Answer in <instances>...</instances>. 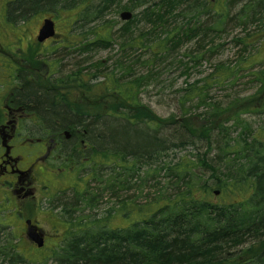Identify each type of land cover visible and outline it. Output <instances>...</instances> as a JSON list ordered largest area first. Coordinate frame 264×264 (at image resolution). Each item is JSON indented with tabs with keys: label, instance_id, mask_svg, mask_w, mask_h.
<instances>
[{
	"label": "trees",
	"instance_id": "16d2710c",
	"mask_svg": "<svg viewBox=\"0 0 264 264\" xmlns=\"http://www.w3.org/2000/svg\"><path fill=\"white\" fill-rule=\"evenodd\" d=\"M6 4L8 20L13 24L21 21L25 25L46 11L75 13L76 18L69 22L71 27L97 22L87 32L91 38L83 42L85 52L111 47L116 41L123 53L131 50L151 53L145 61H134V67L138 63L152 65L168 48L195 39L197 45L213 42L211 52L215 48L213 39L235 26L243 29V36L234 37V42L245 51L264 42V0H128L126 3L124 0H8ZM114 9L117 13H133L132 20L123 22L116 40L113 34L117 25L106 19ZM179 17L187 24L168 31L158 42L151 44L147 40L159 29L169 28ZM142 22L149 31L135 36L134 29ZM253 26L257 31H251ZM67 35L63 34V45L71 43ZM62 50L72 51L73 46ZM29 59V63L41 62L36 57ZM195 59L199 61L203 57L196 55ZM246 61L254 67L263 65L264 57L257 59L254 55ZM131 69L134 68L130 62L120 59L110 73L100 72L104 80L99 84L105 86L98 105L105 106L109 101L112 104L106 108L115 109L114 113L100 116H95V111L100 109L96 105L100 96L96 95L98 84L94 83L100 77L89 67H78L75 72L59 76L54 81V92L49 91V86L48 91L34 87L23 91V100L46 122L56 121L62 127L80 120L78 116L73 118L66 108H75L73 103L83 95L86 99L93 96L89 99L91 103L86 104L91 113H84L86 139L92 144L89 152L92 157L101 147L102 173L100 177L92 174L93 178L85 181L87 209H95L109 193L118 197L119 191L135 188L134 180L141 173L145 181L160 178L164 171L168 184L176 191L172 197L160 195L142 206L119 202L117 212L122 219H128L127 227L114 229L111 219L115 215L93 222L87 219L84 232L79 231L81 223L75 225V234H71L59 251L55 250L57 264H264V127L253 130L242 118L246 113L264 116V69L254 74L258 84L255 95L230 104L229 110L237 111L231 122L242 128L236 138L225 133L224 125L212 128L210 123V127L202 125L193 129L187 120L180 123L175 118H158L140 99L149 76L134 75ZM223 69L233 77L230 69ZM217 79L228 80L225 72ZM207 91L205 87L189 85L186 98L189 102L195 99L205 102ZM243 100L246 105L238 104ZM252 101H257L259 106L255 108ZM214 116L217 117L215 111ZM217 130L219 135L215 139ZM199 138L207 143L205 153L178 162L165 161L171 151L198 144ZM152 163L157 165L155 171L143 172ZM198 168L207 169L210 177L202 179ZM89 179L101 188L91 189ZM4 229L6 232L9 227ZM4 241L0 245V258L8 264L30 262L18 250L12 229L5 233Z\"/></svg>",
	"mask_w": 264,
	"mask_h": 264
},
{
	"label": "rangeland",
	"instance_id": "374dc122",
	"mask_svg": "<svg viewBox=\"0 0 264 264\" xmlns=\"http://www.w3.org/2000/svg\"><path fill=\"white\" fill-rule=\"evenodd\" d=\"M7 1L8 0H0V61H2L1 58H3V54L5 53L4 49L10 50L7 55L14 60L13 52L18 47L21 49L24 47L23 45L26 43L27 39H31L32 31L36 32L37 29L41 28L44 18L51 17L54 19L57 31L62 37L63 34L66 33V28L71 27L69 25L70 19L73 17L76 18V14L73 12L58 11L53 13L46 11L39 14V16L37 15L38 17L36 19L30 20L25 25H23L21 21H18L17 24H13L7 17L8 14L5 9ZM127 1L128 0H124V3ZM106 19L117 25L114 28L113 34L114 40H116L120 36L118 30L123 24L120 19V12L117 13L114 9L107 14ZM96 24L97 22H92L84 25L82 22L81 26H75L74 35H67L70 39H73V42L65 44L64 46L63 43H61V47L60 45L56 47L52 46L47 49L49 53L45 51L44 59L46 62H44V60L38 62L45 65V67H42L43 70L37 73V76H39V89L46 87V85L53 88L54 81L57 80L59 76H66L68 73L75 72L78 67H89L92 70L95 66L94 69L96 70H92V73H96V75L100 77L101 71L104 74L110 73L114 69L116 62L122 59L124 62L131 63L134 68L131 69V72L134 71V75L149 76L150 81L142 90L140 99L158 118L163 120L175 118L179 120L180 123H185L187 120L193 129H198V127L202 125L210 127V123L212 128H218L224 125L225 133L230 137L236 138L240 136L242 128L231 122V119L235 117L237 111L233 108L229 110V107L233 101L242 98H250L257 92L258 84L255 82L254 74L264 69V64L260 65L259 63L254 67H250L246 60L253 58L254 55L257 59H262L264 57V42L260 41L250 47L248 51H245L244 48L238 46L234 42V37L239 36V34L243 36V29L235 26L221 37L213 39L215 41V48L211 52L210 50L213 48V42L205 41L202 45H197V39H195L192 42L180 43L179 45L172 46L170 49L168 48L166 54L160 56L157 61H152V65L146 66L143 63H138L134 67L132 64L134 61L137 59H139V61H145L150 58L151 53L139 50H131L127 53H123L119 49V42L116 41H114L111 47L101 48L90 53H86L84 50L85 47L81 45L80 52L76 44H80L83 40L85 41L88 39V37L91 38L87 32L94 28ZM185 24H187V22L179 17L170 23L169 28L159 29L153 36H148L147 40L151 41V44H153V42H158L168 31ZM255 27L256 26H253L251 31H257ZM148 31L149 28L144 22L139 23L134 29L135 36H141ZM78 33H80V36ZM14 43H21L22 45ZM68 45L76 47H74L72 51L62 50L63 47H67ZM196 55H201L203 59L197 61L195 59ZM223 68L230 69L233 77L230 78L229 73ZM223 72H225V76L228 80L225 82L218 81L217 78L221 76ZM45 76L47 77L46 79H44ZM102 80L104 79L100 77V80L94 83L98 84V86H96V95L100 96V99L96 101V105L98 108L104 110L97 109L95 111V116L103 115L105 112L114 113L115 111V109L109 110L106 108V105L112 104V102L107 101L105 102L106 105L102 107L98 105L99 102L102 101L101 91L105 86L104 84H99ZM2 82L6 85L3 79ZM189 85L205 87L208 90L206 101L202 102L195 99L189 102L186 98V89L189 88ZM92 98L93 96H90L86 99L83 95L73 103V106H75L76 109L80 107L82 113H91V109H89L86 104L91 103L90 100ZM252 102H255V108L259 106L256 104L257 101ZM239 103L245 104L246 101L243 100L238 102V104ZM214 111L217 114L216 118L214 116ZM242 118L251 125L253 130L264 127V116L246 113ZM142 127L146 128L145 126ZM218 135L219 131L217 130L213 136L216 139ZM197 141L198 144L193 146H185L177 151H171L169 153V158L165 161L178 162L184 157L192 159L196 157L197 154L205 153L208 150L206 141L204 142L202 138L197 139ZM96 153H101L100 146ZM97 158H99V156ZM150 167L156 169L157 165ZM101 168L100 162V165L97 164L93 170V174L100 177L102 173ZM218 169L224 171V168L221 166H219ZM145 171L146 168H143V172ZM197 172L201 174L202 179H208L210 177V172L207 169L198 168ZM142 178L145 177L141 173V176H138L134 180L137 182V185L133 183L135 188L119 191L118 197L114 193H109L96 204L97 207L95 209L91 210L85 207V211L76 212V217L78 218L80 216L82 218L85 216V219L88 218L90 222H93L95 219L104 220L105 217L115 215V218L111 219V226L113 228L127 227L128 220L122 219L119 212H117V208L120 207L118 204L119 202H128L131 205L134 203L136 206H142L144 204H149L160 195L172 197L176 192L172 188L173 185L168 184V179L165 177L164 171L161 173L160 178L158 177L157 179H146L144 181ZM89 185L91 189L101 188V186L94 181L89 182ZM66 196L69 197V202L66 200L64 202L67 206L71 203V196L70 194ZM213 201L217 200L214 199ZM155 207L156 205L153 206V209ZM42 208L43 210L41 212L35 213L34 218L40 219L44 232L49 235L63 233L65 227L60 226V223L53 218L61 214L60 206L56 207L48 200L43 199ZM2 218L4 219V217ZM9 230L11 231V228L4 232V229L0 228L1 246L4 245L5 233L10 232ZM83 231H85V229ZM21 233V226H19L17 230H15V237L18 239V250L30 261L27 264H39L38 260L45 261L46 264H57L54 259L55 253L53 250L59 251L60 247L64 246L67 242H56L54 238L49 237L45 249L47 254L43 256L40 255L43 254V252L27 242V240L22 237ZM35 260H37V262ZM0 264H8V262H5L4 258L1 257Z\"/></svg>",
	"mask_w": 264,
	"mask_h": 264
},
{
	"label": "flooded vegetation",
	"instance_id": "af4514ba",
	"mask_svg": "<svg viewBox=\"0 0 264 264\" xmlns=\"http://www.w3.org/2000/svg\"><path fill=\"white\" fill-rule=\"evenodd\" d=\"M66 31L75 34L74 28ZM38 33L39 29L32 31L31 39H27L24 47L13 52L14 60L7 55L10 50L4 49L0 61V228L7 226L15 233L21 226V235L28 240L27 224L30 221L32 226L40 229L46 246L49 237L58 242L68 241L71 234H75L72 228L77 224L81 223L79 231L84 232L88 218H77V211L71 212L69 204L66 206L64 202H69L66 195L70 194V202L76 201L79 205L78 212L85 211V181L87 177L93 178V170L100 165V156H95L96 162H91L92 144L86 139L85 116L80 109L67 107L71 116H78L80 120L62 127L56 121L46 122L23 100V91L27 88L39 90L37 73L45 67L44 64L29 63V57L46 62L45 51L63 41L57 33L56 37L38 43L35 41ZM47 87L41 89L48 91ZM49 91L54 92L53 88ZM91 181L89 179L88 183ZM43 199L60 206L61 214L53 218L65 227L63 233L47 234L42 230L40 219L34 218L36 212L43 210Z\"/></svg>",
	"mask_w": 264,
	"mask_h": 264
},
{
	"label": "water",
	"instance_id": "95a60500",
	"mask_svg": "<svg viewBox=\"0 0 264 264\" xmlns=\"http://www.w3.org/2000/svg\"><path fill=\"white\" fill-rule=\"evenodd\" d=\"M120 18L123 21H130L133 18V14L129 11H125L121 13ZM54 36H55V24L51 19H46L44 21V24L42 25V28L40 29L38 41L44 42L47 39H50ZM28 236L31 239V241L38 244V246L43 245V239L40 237V234L35 228H32L31 226H29Z\"/></svg>",
	"mask_w": 264,
	"mask_h": 264
},
{
	"label": "bare ground",
	"instance_id": "6f19581e",
	"mask_svg": "<svg viewBox=\"0 0 264 264\" xmlns=\"http://www.w3.org/2000/svg\"><path fill=\"white\" fill-rule=\"evenodd\" d=\"M156 164L152 163L151 166H155ZM146 170H152V171H155V169H153V167H148L146 168ZM166 177V176H165ZM175 195V194H174ZM159 198V197H158ZM156 199V198H155ZM68 209L71 211V212H76L79 210V205L76 201H73L69 204V207Z\"/></svg>",
	"mask_w": 264,
	"mask_h": 264
}]
</instances>
